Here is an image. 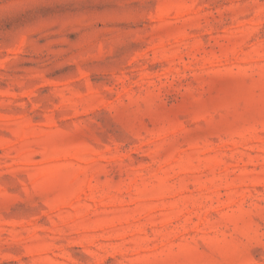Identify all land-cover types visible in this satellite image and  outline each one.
Instances as JSON below:
<instances>
[{
  "label": "rangeland",
  "instance_id": "rangeland-1",
  "mask_svg": "<svg viewBox=\"0 0 264 264\" xmlns=\"http://www.w3.org/2000/svg\"><path fill=\"white\" fill-rule=\"evenodd\" d=\"M0 264H264V0H0Z\"/></svg>",
  "mask_w": 264,
  "mask_h": 264
}]
</instances>
